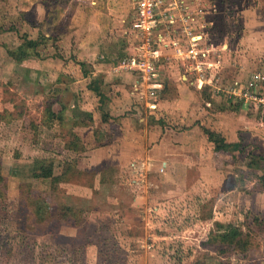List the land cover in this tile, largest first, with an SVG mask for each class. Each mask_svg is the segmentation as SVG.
Wrapping results in <instances>:
<instances>
[{"label": "rangeland", "instance_id": "obj_1", "mask_svg": "<svg viewBox=\"0 0 264 264\" xmlns=\"http://www.w3.org/2000/svg\"><path fill=\"white\" fill-rule=\"evenodd\" d=\"M213 1L218 15L207 38L220 47L228 42L217 75L224 91L212 96L196 89L180 78L185 71L178 66L183 95L177 78L168 77V89L156 99L158 110L150 113L129 101L117 117L145 122L147 131L153 124L172 137L196 132L206 153L213 145L207 132L225 136L229 144L197 164L200 174L195 169L186 178L179 176L189 188L186 198L175 205L177 195L168 197L173 206L161 215L151 202L160 197L154 183H164L162 188L170 184L163 175L149 178L145 195L132 161L101 160L103 149L89 140L91 135L85 149L95 157L86 162L83 155L68 153L77 147L69 124L50 114V95L36 94L34 101L30 75L6 55L23 42L22 36L33 39L32 16L0 10V55H6L0 58V264H264V112L241 109L240 101L228 94L252 82V75L264 91V55L245 46L242 11L251 0ZM56 41L45 38L35 56L60 55ZM140 113L144 121H139ZM113 119L107 126L112 131L117 130ZM212 160L215 171L208 175L201 168ZM234 228L241 234L224 238Z\"/></svg>", "mask_w": 264, "mask_h": 264}, {"label": "crops", "instance_id": "obj_2", "mask_svg": "<svg viewBox=\"0 0 264 264\" xmlns=\"http://www.w3.org/2000/svg\"><path fill=\"white\" fill-rule=\"evenodd\" d=\"M251 2L252 5L242 11L245 38L248 40L245 46L264 55V39H261L264 37V0ZM130 5V0H4L0 1V10L5 8V13L10 15L9 10L13 9L23 18L31 15L34 23L30 38L52 36L58 40V56L40 59L32 55L19 63L13 62L19 69L24 71L25 68L24 72L30 75L34 86V101L36 102V94H41V97L44 94L50 95V114L54 120L69 124L77 147L68 150V153L83 155L86 162L95 157L96 153L85 149L86 141L91 135L93 138L89 140L97 143L94 144L97 149H103L98 155L101 160H114L117 163L132 161V172L140 175L144 194L148 192L146 184L149 178L163 175L170 184L162 188L164 183H154L153 187L160 188H154V192H158L160 197L153 198L151 202L155 204V212L161 215L165 208L173 206L169 202L173 198L167 199L168 197L177 195L175 205L178 199L183 201L186 198L183 195H186V189L189 188L184 180L181 182L178 178L183 175L186 178L195 169L200 174L197 164L204 163V159L213 158L218 151L224 150H216L213 144L207 146L209 152L206 153L198 134L191 130L172 137L168 133L163 134L153 124H149L151 131H147L145 122H137L134 118H117L122 110L136 101L133 93L134 74L117 69L119 60L134 48L135 37L130 29ZM69 42L72 47L68 46ZM227 43L223 40V45ZM6 55H0V58H5ZM241 60H244L243 57ZM162 69L167 75L161 90L164 92L169 87L168 77L177 78L180 68L163 63ZM262 72L264 73L263 70ZM180 78L187 81L188 75L182 74ZM86 79L87 82L82 85ZM175 80L180 95H183L185 82H178L179 78ZM216 95L218 94H212ZM165 103L167 101L163 102ZM240 105L241 109L247 107L242 103ZM103 115H106V119H103ZM113 118L117 119L114 123L117 128L113 130L115 133L107 129L114 121ZM142 120H145L144 116H140L139 121ZM239 121L247 129L246 124L243 126L245 121ZM205 164L207 165L201 169L208 175L213 174V160Z\"/></svg>", "mask_w": 264, "mask_h": 264}, {"label": "built area", "instance_id": "obj_3", "mask_svg": "<svg viewBox=\"0 0 264 264\" xmlns=\"http://www.w3.org/2000/svg\"><path fill=\"white\" fill-rule=\"evenodd\" d=\"M216 15L218 8L213 0H131L134 48L119 60L117 69L134 74L133 93L138 105L150 113L158 110L156 99L164 88L160 81L163 63L183 68L188 82L200 91H224L217 75L226 46L207 38ZM252 79L246 86L231 88L228 94L264 112V91L257 89L253 75Z\"/></svg>", "mask_w": 264, "mask_h": 264}, {"label": "trees", "instance_id": "obj_4", "mask_svg": "<svg viewBox=\"0 0 264 264\" xmlns=\"http://www.w3.org/2000/svg\"><path fill=\"white\" fill-rule=\"evenodd\" d=\"M0 29H2L0 27ZM12 29V28H11ZM23 37V42L18 45L15 49H7V54L8 56L15 62L19 63L23 59L30 57L32 55H38V52H36V48L42 43V41L45 39L43 36H40L39 38L36 39H29L27 35L22 36ZM82 64V63H80ZM136 111H139L135 109ZM143 113H140V116L142 117ZM103 119H106V115H103ZM207 138L209 141H211L214 144V147L216 150H225V147H227L229 144L226 142L225 138L214 133L207 132ZM237 145V144H236ZM236 148V146H234ZM37 161L40 163L45 162L39 160L37 158ZM72 166H69L71 168ZM68 168V167H67ZM2 179L0 175V180ZM239 234H241L238 230V228L231 229L229 232H227L224 236V238H228L230 235L231 237H236ZM196 264H200L197 262Z\"/></svg>", "mask_w": 264, "mask_h": 264}]
</instances>
